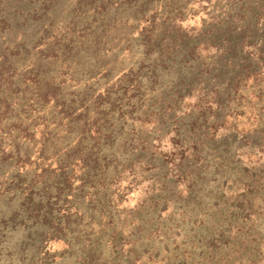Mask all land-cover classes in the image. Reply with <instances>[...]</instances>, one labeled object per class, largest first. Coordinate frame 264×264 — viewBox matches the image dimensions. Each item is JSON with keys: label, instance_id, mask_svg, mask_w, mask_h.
Returning <instances> with one entry per match:
<instances>
[{"label": "trees", "instance_id": "obj_1", "mask_svg": "<svg viewBox=\"0 0 264 264\" xmlns=\"http://www.w3.org/2000/svg\"><path fill=\"white\" fill-rule=\"evenodd\" d=\"M23 1L31 5L40 0ZM53 1H43L42 13L32 17H17L16 8L8 11L9 6L17 4L9 3L7 7L0 2V32L11 29L15 32L8 44L0 45V165L10 159H17L16 164L22 161L18 154L20 141L25 139L28 145L35 135L30 118L50 103L52 112H58L55 121H66L67 134L79 128L82 138L57 160L54 171L59 174L57 178L48 182L42 178L37 190L29 183L27 193L17 203L9 204L10 207L4 204L5 197L14 200L7 193L10 188L0 190V261L5 262L13 258L19 262L32 259L25 253L28 245L37 250L45 241L46 229L56 226V219L69 218L70 212L65 208L69 199L66 188L78 163L85 170L80 186L86 188L100 211L112 212L116 205L111 189L119 183L120 176L132 177L129 185L139 186L141 175L148 179L146 174L151 171L162 174L171 171L182 182L188 176L186 167L199 160L204 142L215 141L223 131L237 128V119L242 115L238 107L257 100L260 113L258 109L254 112L258 127L264 125V0H79L67 31L52 41L41 42L38 34L30 35L28 29L44 22L45 15L53 11ZM192 1L204 4L207 15L196 25L185 27L187 18L181 9L191 8ZM161 8L169 12L162 21L156 17ZM149 9L153 15L145 20L147 26L140 41L143 56L123 74L114 89H108L96 99L95 111L79 96L65 97L61 84L49 78L52 64L72 59L85 63L88 55H93L90 51L95 49L102 54L110 52L101 44L103 31L97 30L100 26L104 30L108 26L106 22L112 21L110 13L128 10L143 17ZM42 44L44 49L39 48ZM40 54L50 61L42 65L37 57L41 58ZM28 60H36L34 69L16 79L18 65ZM198 62L199 67L206 65V68L197 70L191 78H180L181 70L194 68ZM216 70L219 74L205 78ZM196 81L199 85L193 84ZM194 97L197 101L192 105L190 98ZM184 103L192 107L193 113L176 126L170 137L172 150H157L150 132H163L164 127L175 121L177 109ZM50 119L43 118L44 125ZM136 124L140 125L139 131ZM47 143L43 142V151ZM121 148L128 155L138 152L140 159H118L116 153ZM142 153H146L143 158ZM170 164L173 169L168 167ZM193 171L199 174L197 168ZM197 183V178H191L188 186L192 188ZM174 185L169 188L168 182H161V194L153 195L148 206L157 209L163 202L159 196L174 201L171 191L178 189L179 183ZM115 217H110L112 223ZM15 238L21 242H13Z\"/></svg>", "mask_w": 264, "mask_h": 264}, {"label": "rangeland", "instance_id": "obj_2", "mask_svg": "<svg viewBox=\"0 0 264 264\" xmlns=\"http://www.w3.org/2000/svg\"><path fill=\"white\" fill-rule=\"evenodd\" d=\"M43 1L48 0L31 5L23 0H0L1 5L7 7L9 3L17 4L8 8V11L16 8L17 17L40 15ZM78 1H53V11L45 15L44 22L29 28V34H38L41 42L62 36L73 20ZM200 3L192 1L191 8L182 7L181 12L187 18L185 27L196 25L207 15L204 4ZM168 13L161 8L156 17L162 21ZM152 15L151 9L143 17L135 16L128 10L111 12L109 20L112 21L106 22L108 26L104 30L98 25L91 29L94 31L98 27L99 32L103 31L101 44L106 45L110 52L102 54L94 48L91 54H99V57L89 54L87 61L81 64L76 59L66 62L58 60L52 64L49 78L61 84L65 97L79 96L94 112L96 99L108 89H114L123 74L143 56L144 47L140 41L147 26L145 20ZM12 30L0 32V45L9 43L10 37L15 34ZM39 48L44 49V44ZM37 49H32V52ZM37 57L42 65L50 61L45 54ZM208 59L210 62L211 58ZM35 62H21L16 79L34 69ZM94 62H98V66ZM199 64L181 70L180 78H191L196 76L193 74L197 70L206 68V65L199 67ZM225 70L227 67H224ZM209 73L205 78L219 74V70ZM190 100L194 105L197 98ZM51 106L50 103L48 108L30 118L35 135L28 145L24 143L25 139L19 140L21 147L18 154L22 161L16 164L15 158L0 165V190L10 188L7 193L14 197L12 201L5 197L4 204L8 207L21 200V195L27 193L25 189H29V183H33L37 190L42 178H46L47 182L57 178L59 174L54 172L58 167L57 160L82 138L79 128L67 134L66 121L56 122L58 112H52ZM259 106L260 103L254 99L248 106L238 107L242 115L237 119V128L220 132L215 141L204 142L199 160L186 167L188 176L182 182L177 181L171 171L166 174L151 171L152 174H146L148 179L141 175L139 181L136 179L142 181L139 186L129 185L132 177L129 179L125 174L120 176L119 183L111 189L116 205L112 212L100 211L98 203L92 201L86 188L80 186L85 170L78 163L66 188L69 199L65 208L70 212L69 218L63 216L61 220L56 219V226L46 229L45 241L37 250L28 245L25 253L32 257L30 261L19 262L18 258H13L6 262L3 259L0 264H264V131L259 132L264 130V125L258 127L254 112ZM177 112L175 121L164 127L163 132H150L154 148L157 147L159 151L172 150L170 137L175 133L176 126L193 113L187 103ZM91 116L94 117V113ZM43 118L52 119L44 125ZM136 125L139 131L140 125ZM45 133L50 135L45 137ZM45 140L48 143L43 151ZM116 154L118 159H140L138 152L128 155L122 148ZM142 154L141 158L146 153ZM168 167L173 169L171 164ZM194 168L198 169L199 174L193 171ZM191 178L198 181L192 188L188 186ZM164 181L170 184L169 188L179 183L178 189L171 191L174 201L170 197L165 199L159 196L163 202L157 205V209L148 206L153 195L161 194L160 184ZM48 201L45 200V203ZM112 215L116 216L113 223L110 220ZM61 234L66 236L62 237ZM13 242L21 240L15 238Z\"/></svg>", "mask_w": 264, "mask_h": 264}]
</instances>
